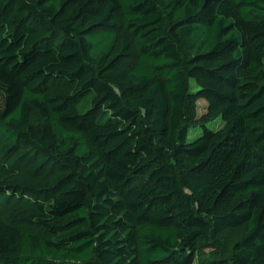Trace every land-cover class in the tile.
I'll use <instances>...</instances> for the list:
<instances>
[{
    "label": "trees",
    "instance_id": "1",
    "mask_svg": "<svg viewBox=\"0 0 264 264\" xmlns=\"http://www.w3.org/2000/svg\"><path fill=\"white\" fill-rule=\"evenodd\" d=\"M244 224L227 264H264V0H0V264H193Z\"/></svg>",
    "mask_w": 264,
    "mask_h": 264
},
{
    "label": "rangeland",
    "instance_id": "2",
    "mask_svg": "<svg viewBox=\"0 0 264 264\" xmlns=\"http://www.w3.org/2000/svg\"><path fill=\"white\" fill-rule=\"evenodd\" d=\"M127 34V33H126ZM133 45V57L131 60L135 62L139 56V50L137 46V41L127 34ZM184 56V55H183ZM194 81L191 80V87H194ZM207 110V100L204 98H199L195 105L189 106L187 113L192 114L196 112L198 117L204 114ZM31 121L35 125H42L45 122V118L41 115L38 110L32 112ZM219 126L218 124L215 125ZM198 135L190 134V139L197 138ZM247 226L246 224L231 227L225 232L221 233L217 237H211L207 240H201L199 243L198 255L193 264H227L228 259L232 255V250L235 243L240 240L246 233Z\"/></svg>",
    "mask_w": 264,
    "mask_h": 264
}]
</instances>
